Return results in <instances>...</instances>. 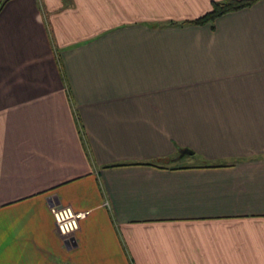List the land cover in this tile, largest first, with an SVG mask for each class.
<instances>
[{
  "label": "crops",
  "instance_id": "0c3cea01",
  "mask_svg": "<svg viewBox=\"0 0 264 264\" xmlns=\"http://www.w3.org/2000/svg\"><path fill=\"white\" fill-rule=\"evenodd\" d=\"M211 1L0 0V264H264V0Z\"/></svg>",
  "mask_w": 264,
  "mask_h": 264
},
{
  "label": "trees",
  "instance_id": "16d2710c",
  "mask_svg": "<svg viewBox=\"0 0 264 264\" xmlns=\"http://www.w3.org/2000/svg\"><path fill=\"white\" fill-rule=\"evenodd\" d=\"M257 0H213L211 1L210 8L202 13L201 15L187 20L174 21L170 20V24H183V23H194V24H203L211 23L212 20L230 10L240 9L246 6L251 5Z\"/></svg>",
  "mask_w": 264,
  "mask_h": 264
},
{
  "label": "built area",
  "instance_id": "2783aa9c",
  "mask_svg": "<svg viewBox=\"0 0 264 264\" xmlns=\"http://www.w3.org/2000/svg\"><path fill=\"white\" fill-rule=\"evenodd\" d=\"M50 213L53 218L54 228L57 233L62 237L69 239L71 235H73L74 231L78 227L79 220L84 217L87 210H75L70 205L67 204H55L52 203L49 206ZM68 210H71V215H68ZM59 218V222H58ZM72 221H75V225L73 226L71 231H68L67 234L61 232V225L71 224Z\"/></svg>",
  "mask_w": 264,
  "mask_h": 264
},
{
  "label": "clouds",
  "instance_id": "9594fccd",
  "mask_svg": "<svg viewBox=\"0 0 264 264\" xmlns=\"http://www.w3.org/2000/svg\"><path fill=\"white\" fill-rule=\"evenodd\" d=\"M68 215H71V210H68ZM58 222H59V218H58ZM74 225H75V221H72V223L68 225H61V232L67 234L68 231L72 230Z\"/></svg>",
  "mask_w": 264,
  "mask_h": 264
},
{
  "label": "rangeland",
  "instance_id": "374dc122",
  "mask_svg": "<svg viewBox=\"0 0 264 264\" xmlns=\"http://www.w3.org/2000/svg\"><path fill=\"white\" fill-rule=\"evenodd\" d=\"M183 155V160H188L190 162H193V161H197V156H195L194 154H182ZM187 158V159H186Z\"/></svg>",
  "mask_w": 264,
  "mask_h": 264
},
{
  "label": "water",
  "instance_id": "95a60500",
  "mask_svg": "<svg viewBox=\"0 0 264 264\" xmlns=\"http://www.w3.org/2000/svg\"><path fill=\"white\" fill-rule=\"evenodd\" d=\"M184 153H191V150L187 149V148H177V154L178 155H182Z\"/></svg>",
  "mask_w": 264,
  "mask_h": 264
}]
</instances>
